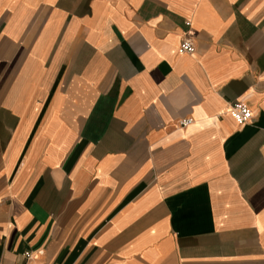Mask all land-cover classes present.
<instances>
[{
  "label": "crops",
  "instance_id": "0c3cea01",
  "mask_svg": "<svg viewBox=\"0 0 264 264\" xmlns=\"http://www.w3.org/2000/svg\"><path fill=\"white\" fill-rule=\"evenodd\" d=\"M26 249L264 264V0H0V264Z\"/></svg>",
  "mask_w": 264,
  "mask_h": 264
},
{
  "label": "built area",
  "instance_id": "2783aa9c",
  "mask_svg": "<svg viewBox=\"0 0 264 264\" xmlns=\"http://www.w3.org/2000/svg\"><path fill=\"white\" fill-rule=\"evenodd\" d=\"M189 23V21H187ZM195 46L190 38H183L179 45L178 50L180 52H192ZM228 111L231 116L235 119L238 124H243L248 122L252 118V110L249 105L244 100H235L229 104ZM192 121L190 116L180 118L178 124L184 126ZM42 250L37 251L41 253ZM25 261L24 264H47L46 262H38L34 260L35 252L30 249H26L23 252Z\"/></svg>",
  "mask_w": 264,
  "mask_h": 264
}]
</instances>
